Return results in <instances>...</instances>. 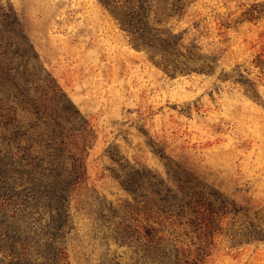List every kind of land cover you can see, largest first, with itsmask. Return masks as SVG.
Returning <instances> with one entry per match:
<instances>
[{
	"label": "rangeland",
	"instance_id": "rangeland-1",
	"mask_svg": "<svg viewBox=\"0 0 264 264\" xmlns=\"http://www.w3.org/2000/svg\"><path fill=\"white\" fill-rule=\"evenodd\" d=\"M0 5L13 9L42 73L88 122L64 138L65 166L74 155L85 177L69 192L66 258L57 264H264V70L256 65L264 0H151L143 40L117 20L123 0ZM7 36L0 32V43ZM9 107L21 134L13 141V127L0 126V147L3 134L19 167L48 168L56 141L12 99L1 122L13 117ZM136 170L179 197L201 191L206 203L185 218L168 215L146 178L126 188ZM3 212L29 230L24 247L34 257L50 222L44 201L29 197ZM11 260L0 251V264Z\"/></svg>",
	"mask_w": 264,
	"mask_h": 264
},
{
	"label": "trees",
	"instance_id": "trees-1",
	"mask_svg": "<svg viewBox=\"0 0 264 264\" xmlns=\"http://www.w3.org/2000/svg\"><path fill=\"white\" fill-rule=\"evenodd\" d=\"M99 1L110 7L112 2L120 0ZM150 1L123 0L124 10L115 14L124 30L137 35L142 40L146 33L152 30L147 24ZM0 32L8 34L7 43H0V110L4 98L12 99L30 113V118L33 119L32 126L38 127L43 124L48 130V136L56 141L53 146L54 159L48 168L40 169V163L33 164L37 159L33 157L30 160L32 163H29L33 165L25 171L22 165L20 167L18 165L16 160L18 154L12 152L9 141L3 134L1 135L5 145L3 148L0 147V251L12 256L11 262L7 264H57L59 258H66L60 242L63 239V229L69 223V192L85 177L84 168L74 155H69L72 160L71 168L65 166L64 138L77 131H87L88 122L74 107L55 79L49 73H42L38 58L22 32L13 9L5 10L1 5ZM256 65L264 70V52L256 56ZM251 90L255 96V89L251 88ZM8 109L13 113V117L1 122L4 115L0 114V126H12L11 140L15 141L21 134L20 127L14 125L15 109L12 107ZM20 158L24 160L22 155ZM111 158L113 159V156ZM37 169L40 170L38 176H34ZM136 178H146L152 187V192L157 196L159 209L168 215L185 218L190 213L195 214L197 207H203L206 203L204 193L201 191L193 190L191 193L186 191L179 197L170 188L164 186L162 181L151 182L152 177L138 170L130 175L126 186L131 192H134L132 183ZM25 184L30 187L22 188ZM18 186H21L20 190L17 189ZM181 190L183 191L182 188ZM29 197L35 201V204L44 201L45 207L50 212V222L45 224L41 234L43 241L41 239L38 240L39 243L35 242L34 257H29L24 247V243L29 238L27 236L29 230L16 224L15 216H10V220L3 212L6 204L16 203L19 200L27 203ZM146 234L151 236L149 231H146ZM17 244L19 247H16Z\"/></svg>",
	"mask_w": 264,
	"mask_h": 264
}]
</instances>
